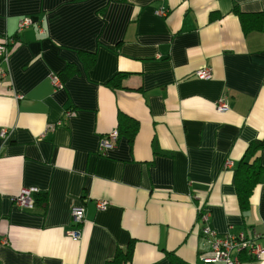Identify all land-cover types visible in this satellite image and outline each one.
<instances>
[{
    "label": "crops",
    "instance_id": "obj_1",
    "mask_svg": "<svg viewBox=\"0 0 264 264\" xmlns=\"http://www.w3.org/2000/svg\"><path fill=\"white\" fill-rule=\"evenodd\" d=\"M234 9L264 16V0H0V44L14 39L0 63V264H106L128 248L124 264H218L201 259L200 209L218 235L254 232L264 249V174L247 210L234 182L264 140V29L244 32ZM119 113L138 131L101 155ZM30 189L35 208H17Z\"/></svg>",
    "mask_w": 264,
    "mask_h": 264
},
{
    "label": "built area",
    "instance_id": "obj_2",
    "mask_svg": "<svg viewBox=\"0 0 264 264\" xmlns=\"http://www.w3.org/2000/svg\"><path fill=\"white\" fill-rule=\"evenodd\" d=\"M159 15H164L165 12H158ZM33 22L29 19L21 20L18 24V32L30 27ZM14 39H5L0 44V63L4 64L10 54V47L13 46ZM6 72L0 67V78H4ZM210 71L208 69L197 72L196 76L200 79H207L210 77ZM51 85L54 89L62 88L63 84L59 79L58 75H52L50 78ZM228 110V103L225 100H221L217 105V111L224 112ZM74 112L68 110L65 113L66 117H71ZM54 127L50 126L49 129ZM5 136V132H1V137ZM118 131L114 130L109 134L103 136L99 142V152L104 155L107 150L112 148L118 141ZM226 168H231L232 164L226 162L224 165ZM37 191L34 189L25 190L21 192L17 197L14 198V205L21 209L32 211L35 208L34 200L32 195L36 194ZM106 203L98 201L96 202V208L103 210L106 208ZM84 210L82 207H73L71 209V222L72 225L77 227L73 231H69L67 235L73 240H77L81 236L80 225L83 222ZM209 212L198 211V220L202 222V227L199 229L202 238L208 242V254L202 256V260L205 262H213L218 264H248L241 260V256H245L248 261H254L264 255V249H261L256 245V240L260 237L258 234L252 232L250 235L241 232L238 234L228 233L220 236L214 230L209 227Z\"/></svg>",
    "mask_w": 264,
    "mask_h": 264
},
{
    "label": "trees",
    "instance_id": "obj_3",
    "mask_svg": "<svg viewBox=\"0 0 264 264\" xmlns=\"http://www.w3.org/2000/svg\"><path fill=\"white\" fill-rule=\"evenodd\" d=\"M234 13L238 16L244 32H259L264 29V16H262V14L242 13L237 9H234ZM90 64H92V60H90ZM110 82L113 84L111 85L112 87L119 88V76L118 78L114 77ZM117 131L119 137L125 136L129 141H132L138 131L137 121L119 113ZM262 149H264V140H257L250 144L246 152V155L250 157V160L247 161L246 158L243 159L238 169L234 171V182L237 189L239 204L242 210H247L249 208V198L254 188L260 183L262 174H264V169H262L258 163V153ZM34 204L36 206L35 201ZM131 256L132 250L131 248H128L125 251L118 252L115 257L106 264H124L131 260Z\"/></svg>",
    "mask_w": 264,
    "mask_h": 264
}]
</instances>
